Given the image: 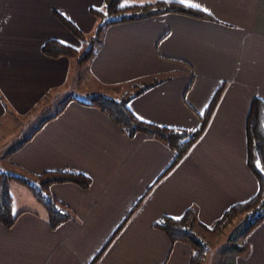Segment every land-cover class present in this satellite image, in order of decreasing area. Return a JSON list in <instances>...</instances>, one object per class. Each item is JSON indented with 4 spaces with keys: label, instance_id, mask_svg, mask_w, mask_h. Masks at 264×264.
<instances>
[{
    "label": "crops",
    "instance_id": "1",
    "mask_svg": "<svg viewBox=\"0 0 264 264\" xmlns=\"http://www.w3.org/2000/svg\"><path fill=\"white\" fill-rule=\"evenodd\" d=\"M191 3L200 5L188 7L201 15L169 10L109 24L85 63L86 78L116 94L153 79L128 106L139 118L166 126L196 128L220 87L205 128L171 166L175 153L163 141L128 135L84 100L98 91L67 94L80 67L75 57L41 51L50 38L80 49L83 41L54 11L87 34L97 24L89 8L101 7L103 0H0V122L40 121L31 131L22 132L20 125L9 136L19 138L6 149L5 162L30 173L69 169L91 178L87 187L50 184L73 213L55 225L30 189L11 181L16 217L10 226L0 222V264H90L119 227L94 264H188L190 244L172 242L154 222L192 207L200 236V230L211 231L202 224L254 192L244 118L252 96L264 102V0ZM20 185L28 190H21L27 202L16 206L13 192ZM245 239L248 249L233 250L226 263L264 264V219Z\"/></svg>",
    "mask_w": 264,
    "mask_h": 264
},
{
    "label": "trees",
    "instance_id": "2",
    "mask_svg": "<svg viewBox=\"0 0 264 264\" xmlns=\"http://www.w3.org/2000/svg\"><path fill=\"white\" fill-rule=\"evenodd\" d=\"M169 10L189 13L193 14V16L202 14L194 10V8L165 0L147 2H130L127 0L126 3L125 0H103L101 7L89 8V12L97 18V24L93 33L87 35L60 12L54 11V14L60 22L77 38L84 42L87 41L88 45L80 52L71 45L50 38L43 43L41 51L49 57H58L61 55L75 57L77 65L82 66L93 57L96 51V44L101 41L103 32L109 24L154 16ZM153 82V79H142L134 83L129 89L123 91L118 97L93 92L87 94L84 100L106 113L128 135L131 136L140 132L163 141L175 153L171 162V166H173L174 163L189 151L197 139L196 137L205 128V124L211 115V109L220 94V87H217L210 97L209 103L205 106L201 117L198 119L197 127L185 128L166 126L143 120L129 108V99L143 91ZM250 99L247 115L244 118V148L246 151V166L254 174L257 187L249 196L247 195L240 201H232L223 208L218 217L214 221L212 220L210 224H202L203 229L216 231L222 226L231 224V220L237 219L238 223L232 227V231L240 234V243L227 242V246L238 254L243 253L249 247L245 239L248 230L260 220L264 219V102L256 96H252ZM44 121L45 119L41 122ZM37 127L38 125L35 128ZM257 161H259V167L257 166ZM17 170L12 171L0 168V222L5 226H10L16 217L13 211V198L10 190L11 181H17L30 189L36 200L46 209L51 225H55L69 218L73 213L65 203L58 200L50 192V184L53 182L72 181L82 187H87L91 182L89 175L69 169H47L39 173ZM195 222V211L192 207L186 208L180 216L162 215L154 222L155 226L164 231L172 242L183 240L190 244L191 250L188 264H200L204 260V252L207 248L201 240L202 238L193 229ZM119 229L120 227L113 232L106 244L91 260L90 264H94L99 259L110 241L119 232ZM231 232L229 233L230 236Z\"/></svg>",
    "mask_w": 264,
    "mask_h": 264
},
{
    "label": "rangeland",
    "instance_id": "3",
    "mask_svg": "<svg viewBox=\"0 0 264 264\" xmlns=\"http://www.w3.org/2000/svg\"><path fill=\"white\" fill-rule=\"evenodd\" d=\"M92 33L93 31L87 33V35H90ZM87 45H88L87 41L85 42L83 41L82 47H80V49L78 50L82 52L87 47ZM85 65L86 64L80 66L75 70L74 72L75 78L73 79L75 80L74 81L75 87L68 88L67 94L77 95L78 92L82 94L90 91H98V92H102L103 94H107L108 96H113V97L120 96V93L119 94L113 93L114 91L110 90L108 86L101 87L98 86V84H95L96 80L94 77L90 76L86 78V74L88 70ZM67 84L70 86L73 84V82H68ZM64 88L66 89L65 86ZM26 121L27 120L25 118H20V122L12 123L11 125H8V123L0 122V168L1 169L18 171L15 167H13L12 165H8L5 162V156L7 153L6 149L15 142V138H19V136H15V137H9V136L11 134H14L16 132V129L20 128V125H22L23 127L22 132L23 131L26 132L28 130L31 131V129L40 122L39 120H32L27 122ZM21 190H23V194L28 193L27 192L28 190L25 188V186L23 187L22 185H20L18 189L14 188L13 194L16 199V206L20 203V200L24 203L27 202L26 197L21 195ZM33 199L34 201L36 200L35 197H33ZM237 223H238L237 219H233L231 220V224L227 226H222V228L220 227L216 231L211 230L206 233V232H201L200 230L198 232L200 234V237L202 238L201 240L205 243L207 247L206 251L204 252V258H203L204 260H202L200 264H227L226 262H229L233 250L229 246H227V242L240 243L241 240L240 239L241 237L239 236L240 234L236 233V231H232L233 230L232 227ZM230 232H231V236L229 234Z\"/></svg>",
    "mask_w": 264,
    "mask_h": 264
},
{
    "label": "snow or ice",
    "instance_id": "4",
    "mask_svg": "<svg viewBox=\"0 0 264 264\" xmlns=\"http://www.w3.org/2000/svg\"><path fill=\"white\" fill-rule=\"evenodd\" d=\"M127 2V0H125V3ZM179 2L181 3V4H183V5H185V6H194V7H197V8H199L200 7V5L199 4H195V5H193L192 3H191V0H179ZM123 6V5H122ZM204 11H207V9H204ZM257 166L259 167V161H257ZM177 219H179V217H177Z\"/></svg>",
    "mask_w": 264,
    "mask_h": 264
}]
</instances>
